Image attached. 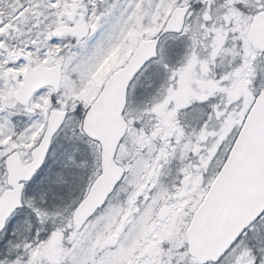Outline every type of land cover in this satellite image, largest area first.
Wrapping results in <instances>:
<instances>
[{
  "label": "snow or ice",
  "instance_id": "1",
  "mask_svg": "<svg viewBox=\"0 0 264 264\" xmlns=\"http://www.w3.org/2000/svg\"><path fill=\"white\" fill-rule=\"evenodd\" d=\"M0 264H264V0H0Z\"/></svg>",
  "mask_w": 264,
  "mask_h": 264
}]
</instances>
